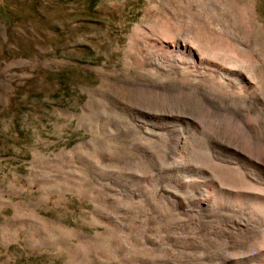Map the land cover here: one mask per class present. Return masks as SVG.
<instances>
[{
	"label": "rangeland",
	"instance_id": "1",
	"mask_svg": "<svg viewBox=\"0 0 264 264\" xmlns=\"http://www.w3.org/2000/svg\"><path fill=\"white\" fill-rule=\"evenodd\" d=\"M236 73L264 100V0H0V264H205L170 180L239 184L211 155L241 119L187 88ZM180 107L204 129L174 150L155 116Z\"/></svg>",
	"mask_w": 264,
	"mask_h": 264
},
{
	"label": "bare ground",
	"instance_id": "2",
	"mask_svg": "<svg viewBox=\"0 0 264 264\" xmlns=\"http://www.w3.org/2000/svg\"><path fill=\"white\" fill-rule=\"evenodd\" d=\"M236 75L240 77V81L244 82L247 87L250 88L249 91L241 90L240 87H238L240 90H233L234 92L230 93V95L227 94L228 96L219 94L221 93L218 90L220 81H212L211 84L213 89L211 88V90L206 87L197 89L192 86V84H189L187 88H189L190 91H198L197 93H199V95L204 99V104L206 103L212 106V104L216 105L217 102L218 104L221 101L224 102L226 107H228L227 109L229 112L234 117L241 119L242 123L240 124L239 122L240 127L236 130L238 134L237 138L234 137L233 139V136H231L235 130V123H232L233 130L229 133L232 140L228 138V135H226L228 136L227 138L224 137L222 139H218V137H216L218 140L216 143L219 147L232 151L238 156L235 158H229L218 150H213L211 155L215 161H220L222 162L221 164L224 163V168H226L229 173L234 172L231 173V175L235 174L238 176L237 178H239V184L235 186H232L231 184L229 185L227 184L228 182H225V179H222L223 176L220 178L213 171H205V169L204 172H201L203 173V177L201 178L195 177L193 174L196 173L193 172L189 174V179L187 178L189 176H172L173 179L170 180V183L173 184V187L171 186L172 189H180L179 191H182L185 194L184 199L187 203V211L191 213L197 221L204 222L208 225L207 228L210 229L202 246V250L204 252L203 260L205 261V264H264V109L261 107V105H263L262 101L264 102V100L262 95L257 92V87L253 86L254 84L250 79H247V77L245 75L243 76V74L236 73ZM224 79H227L229 83L234 82V80L232 81L231 78L228 77ZM189 82L194 81L190 80ZM254 88L257 89V91ZM232 97H234L235 100H233L234 98ZM237 103L240 104L238 105ZM244 106H247V108H243ZM155 117L164 122V126H162L163 128L170 130L168 132L171 133L170 137L171 142L174 145L172 147H175L174 150L179 148L183 149L189 138H194L197 133L204 129L200 127V119L198 120L195 115L189 114L188 112H185V110L182 111L181 107L180 111H177L176 113L161 111ZM229 117H227V119H229ZM230 119L233 118L230 117ZM221 124L226 126V122H222ZM232 126L230 127L229 125L230 129H232ZM229 127L226 128L229 129ZM224 129L225 128H223V130ZM234 135L236 136V134ZM206 139L208 140V138ZM235 139H238L240 144L239 142H234L233 140ZM244 145L247 146L248 150L243 149ZM173 148H171V150ZM222 151L225 152L224 150ZM255 153H257L258 156H253ZM179 155L181 154L179 153ZM227 156H229V154ZM179 160L180 159H178V161ZM216 166L217 165H215V167ZM174 171L176 170L174 169ZM222 171L223 170H221V172ZM226 180L228 181L227 177ZM229 180L233 181L231 178ZM167 188L168 187H166V189ZM170 191L173 194L176 192V190ZM233 194L245 196L247 200H249V196L254 195L256 201H254L248 210L242 211L240 209L241 206H236L237 208L234 209L230 204L231 200L228 201V198L232 197ZM175 195H178V192H176ZM259 238L260 240H257ZM243 247L246 248L245 252L243 250L241 251Z\"/></svg>",
	"mask_w": 264,
	"mask_h": 264
}]
</instances>
